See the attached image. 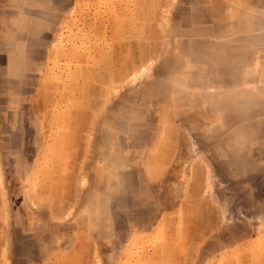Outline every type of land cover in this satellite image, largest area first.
<instances>
[{
  "label": "rangeland",
  "instance_id": "rangeland-1",
  "mask_svg": "<svg viewBox=\"0 0 264 264\" xmlns=\"http://www.w3.org/2000/svg\"><path fill=\"white\" fill-rule=\"evenodd\" d=\"M0 264H264V0H0Z\"/></svg>",
  "mask_w": 264,
  "mask_h": 264
}]
</instances>
